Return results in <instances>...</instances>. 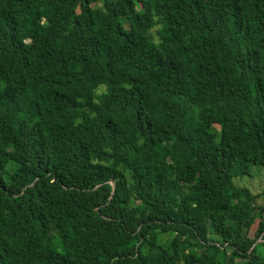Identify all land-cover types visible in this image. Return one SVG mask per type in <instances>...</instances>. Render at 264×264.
Returning a JSON list of instances; mask_svg holds the SVG:
<instances>
[{"label": "trees", "instance_id": "obj_1", "mask_svg": "<svg viewBox=\"0 0 264 264\" xmlns=\"http://www.w3.org/2000/svg\"><path fill=\"white\" fill-rule=\"evenodd\" d=\"M255 167L264 0H0V264H264Z\"/></svg>", "mask_w": 264, "mask_h": 264}, {"label": "rangeland", "instance_id": "obj_2", "mask_svg": "<svg viewBox=\"0 0 264 264\" xmlns=\"http://www.w3.org/2000/svg\"><path fill=\"white\" fill-rule=\"evenodd\" d=\"M216 131L219 130L218 126L213 127ZM254 176L252 178H241L237 179L235 183L238 186L247 187L253 194L259 195V198L257 199V203L259 205L264 206V195L260 196V194L264 191V169L255 167L253 168ZM258 220H256L250 229V236H253V233L257 229L258 226ZM258 253L264 257V246L258 247Z\"/></svg>", "mask_w": 264, "mask_h": 264}]
</instances>
